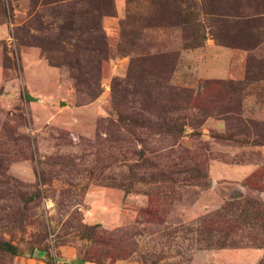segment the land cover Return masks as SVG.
<instances>
[{"label": "rangeland", "instance_id": "374dc122", "mask_svg": "<svg viewBox=\"0 0 264 264\" xmlns=\"http://www.w3.org/2000/svg\"><path fill=\"white\" fill-rule=\"evenodd\" d=\"M0 245L264 264V0H0Z\"/></svg>", "mask_w": 264, "mask_h": 264}, {"label": "trees", "instance_id": "16d2710c", "mask_svg": "<svg viewBox=\"0 0 264 264\" xmlns=\"http://www.w3.org/2000/svg\"><path fill=\"white\" fill-rule=\"evenodd\" d=\"M111 1V0H110ZM258 11H255V13H257ZM239 13V11L237 10H232L231 12H219V17H227V18H233V17H239V15H237ZM100 27L99 22L96 23V25L92 26V28H94V31H97ZM0 248L3 250H10V252L15 253V250L13 249V247L9 246V245H0Z\"/></svg>", "mask_w": 264, "mask_h": 264}, {"label": "crops", "instance_id": "0c3cea01", "mask_svg": "<svg viewBox=\"0 0 264 264\" xmlns=\"http://www.w3.org/2000/svg\"><path fill=\"white\" fill-rule=\"evenodd\" d=\"M119 1V3H121V0H118Z\"/></svg>", "mask_w": 264, "mask_h": 264}]
</instances>
